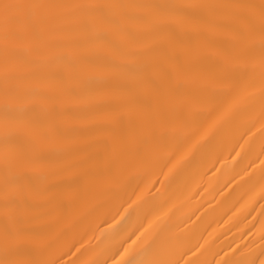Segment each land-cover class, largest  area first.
<instances>
[{"label": "snow or ice", "instance_id": "snow-or-ice-1", "mask_svg": "<svg viewBox=\"0 0 264 264\" xmlns=\"http://www.w3.org/2000/svg\"><path fill=\"white\" fill-rule=\"evenodd\" d=\"M257 64L264 97V0H0V264H108L90 255L92 226L69 209L88 191L118 189L126 164L146 163L160 143L155 129L183 118L186 98L204 94L213 105L217 88L235 98L252 86ZM230 113L220 104L210 115L218 123ZM159 175L153 208L167 216L176 193ZM113 223L116 216L96 227ZM139 231L103 256L111 253L112 264H264V244L243 260L201 261L199 243L166 254L162 233ZM128 240L141 250L130 255Z\"/></svg>", "mask_w": 264, "mask_h": 264}, {"label": "bare ground", "instance_id": "bare-ground-1", "mask_svg": "<svg viewBox=\"0 0 264 264\" xmlns=\"http://www.w3.org/2000/svg\"><path fill=\"white\" fill-rule=\"evenodd\" d=\"M74 2L138 3L146 0ZM181 2L259 3L260 0ZM183 102V118H176L173 123L161 124L155 129L160 143L149 146L146 163L126 164L122 168V182L118 189L114 191L102 187L88 191L81 202L69 209L76 219H83L85 224L92 226L88 233L90 244L86 241V246L95 250L90 255H101L108 264H112L111 253L108 256H103V253L109 249L114 252L122 240L127 239L137 228L140 231L136 232V236L145 232V229V236L150 238L162 233L163 251L166 254L171 251L178 253L198 243L203 245L199 254L201 261L232 257L243 260L251 249L259 251L264 244L260 239L264 230V164L260 163L264 160L261 155L264 150V130L261 128L264 97L261 95L258 64L252 77V86L239 96L226 97L217 88L213 105H209L204 94H199V99L194 96ZM220 104L230 106L231 113L215 123L217 117L210 115L211 108ZM214 123L212 132L205 135L207 128ZM237 144L242 147H236ZM233 148L240 152V157L235 160L230 157ZM241 157L244 158L243 163H240ZM252 160L255 163L245 173L244 167ZM213 166L219 169L214 174L209 171ZM161 169L172 181L176 193L174 206L168 205L171 211L164 209L168 212L167 216L153 208L150 192L158 178L164 180V176L159 175ZM169 169L172 171L169 172ZM117 211L120 215H116ZM112 216H116L120 223H113L112 227L107 224L96 227L102 224L103 219H111ZM189 216L192 219L186 225L183 224V220ZM135 238L132 236L133 240ZM140 244L138 240L135 245H131V240H128L124 247L131 245V255L141 250L138 248ZM221 249L228 252L227 257L214 255ZM64 259L71 260L74 257L65 256ZM185 259L196 257L189 255Z\"/></svg>", "mask_w": 264, "mask_h": 264}]
</instances>
